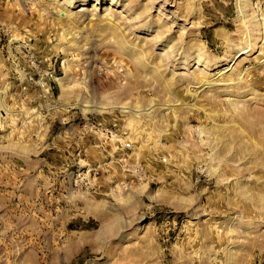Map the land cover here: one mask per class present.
<instances>
[{"label":"rangeland","instance_id":"374dc122","mask_svg":"<svg viewBox=\"0 0 264 264\" xmlns=\"http://www.w3.org/2000/svg\"><path fill=\"white\" fill-rule=\"evenodd\" d=\"M95 1L0 0V264H264V35L238 58L240 0H122V44Z\"/></svg>","mask_w":264,"mask_h":264},{"label":"bare ground","instance_id":"6f19581e","mask_svg":"<svg viewBox=\"0 0 264 264\" xmlns=\"http://www.w3.org/2000/svg\"><path fill=\"white\" fill-rule=\"evenodd\" d=\"M57 1H62V0H57ZM81 1H83L84 2V4L83 5H86V1L87 0H81ZM120 1L122 2V0H110V7H107V8H105L104 9V11H103V14L101 15L100 14V16H99V13H96V14H92V17L91 18H89V17H87V20L89 19L90 20V22L93 20V19H95L96 18V20H101V22L102 21H105L106 22V24L107 25H104V26H107L108 28H110L111 30V32L110 33H113V35L115 36V37H117V39H119L118 41L120 42V43H122L123 44V37H121V36H119V34H118V27H117V23H118V21L116 20V18H115V14L113 13V12H111V10H113V7L112 6H118L119 4H120ZM64 2H65V5H64V7L62 8V9H60L58 12H57V16L60 18V19H65L66 21H68L70 24H72V25H74V27L77 25V21H78V19L76 20V17H75V15L71 12V7H72V3H73V0H64ZM96 2V5L95 6H97V5H99V0H96L95 1ZM130 2H131V0H130ZM198 2L200 3V0H194L193 1V3L191 4L190 3V7H189V11H190V13L191 14H193L194 12H196L197 11V7L200 5H198ZM251 5V2H250V0H240V14H239V18H240V20L242 21V24H243V26L242 27H244L243 28V31H242V33H244L243 35H246L245 36V39H248V40H250V41H247L246 43H248L249 44V42H251L249 45H245V46H243V45H240V48L238 49V58H241L242 56H244V55H247V54H249L252 50H254V48H256V46H257V43H252V41H254V40H252L251 41V39L253 38V36H258L260 33H262L263 35H264V23L262 22H259L258 20H257V16H254L253 14L251 15V14H248V11L247 10H251L249 7H251L250 6ZM187 7V6H186ZM132 8V7H131ZM163 5L159 8V14L160 13H163ZM99 9V8H98ZM98 9H96V10H98ZM81 11H84V8L81 10ZM81 11H79V13H81ZM197 13V12H196ZM253 13H255V12H253ZM84 14L85 13H83L82 15H81V17L82 16H84ZM135 15H138V14H135ZM62 16H64V17H62ZM260 16V15H259ZM263 16V15H262ZM122 17V16H121ZM139 17H140V15H138L137 17H136V19H139ZM168 17V16H167ZM263 19H261L262 21H264V17H262ZM119 19V18H118ZM134 19V18H133ZM88 20V21H89ZM65 21V22H66ZM104 22V23H105ZM161 22V21H160ZM159 22V23H160ZM121 23V22H120ZM121 24H119V27L121 28ZM163 26H164V24H163ZM71 28V27H70ZM74 29V28H73ZM98 29V28H97ZM107 29V28H106ZM122 30V29H121ZM70 32V31H69ZM69 32H67L66 34H69ZM80 33V32H79ZM78 34V33H77ZM76 34L74 33V36H75ZM261 35V34H260ZM66 36V35H65ZM262 37V36H261ZM75 38V37H74ZM257 39V38H256ZM262 39H264L263 37H262ZM76 40V39H75ZM261 40V39H260ZM256 41V40H255ZM262 41V40H261ZM257 42V41H256ZM245 43V44H246ZM126 44V43H125ZM73 46H75L74 45V43H73ZM233 46V45H232ZM173 44H171V45H169V43L167 44V47H165L164 49H163V55H169V54H171V52H172V50H173ZM190 47V46H189ZM261 48H259L260 49V51H263L264 52V44L262 45V46H260ZM202 49V48H201ZM201 49H199V50H195V51H193L192 52V55L191 56H185V58L183 59V61H182V63H183V70L184 69H187L189 66L191 67V66H195V65H197V70L198 69H200L201 67H204V70H205V68H209L211 65H210V63L212 64L213 62H209L210 60H207L208 58H206L205 57V53L203 52V50H201ZM134 51V50H133ZM205 51V50H204ZM135 52H137L136 50H135ZM262 52V53H263ZM137 54V53H136ZM135 54V55H136ZM264 54V53H263ZM261 55V54H260ZM138 57H140L141 56V54L139 53L138 55H137ZM142 57H143V55H142ZM184 57V56H183ZM235 58V57H234ZM264 58V55L263 56H257L256 57V60L259 62V61H261L262 59ZM138 59H140V58H138ZM231 60V59H230ZM225 61V60H224ZM243 61V60H242ZM140 62H142V61H140ZM194 62V63H193ZM240 62V61H239ZM263 62V61H262ZM143 64V63H142ZM214 65V64H213ZM217 66H219V64L216 62L215 63V67H217ZM210 69V68H209ZM233 69V68H232ZM188 70V69H187ZM196 70V72H195V74L197 75L198 74V71H199V74H201V76H203V77H206V74H205V72L202 70V69H200V70H198L197 71ZM202 70V71H201ZM231 70V69H230ZM241 70V69H240ZM233 71V70H232ZM238 72H240V71H238ZM233 73H235V72H232L231 74H229L228 76H230V78H231V80H234V78H233ZM188 74V73H187ZM194 74V78H195V80L197 81V83H199L200 84V82H203L202 84V86H206V88H208V87H210V88H212L213 86H215V84H216V82H215V79L214 80H211V79H209V78H206L205 80L204 79H202V78H200L199 76H196ZM236 74V73H235ZM239 74H241V73H239ZM238 74V75H239ZM189 75V74H188ZM191 75V74H190ZM192 75H193V73H192ZM196 76V77H195ZM208 76H210V75H208ZM187 77V76H186ZM221 77V76H220ZM225 77V76H224ZM241 77V76H240ZM212 78V77H211ZM188 79H189V76H188ZM60 81L62 80V79H59ZM216 80H218V79H216ZM223 80V79H222ZM237 80V79H236ZM190 82H192V81H190ZM195 83V82H194ZM191 84V83H190ZM237 84V83H236ZM228 85H230V84H228ZM227 86V85H226ZM64 87V86H63ZM200 87V86H199ZM229 87V86H228ZM214 88V87H213ZM215 88H216V86H215ZM217 88H219V86H217ZM229 88H231V87H229ZM243 88V87H242ZM241 88V89H242ZM64 89V88H63ZM205 89V88H204ZM203 90V89H202ZM213 90V89H212ZM216 90V89H215ZM238 90V89H237ZM214 91V90H213ZM220 93H222V92H220ZM195 95V94H194ZM213 96V95H212ZM215 97V96H214ZM238 105V104H237ZM81 107L85 110V111H88V110H94V111H99V112H102V111H105L106 109H107V107L106 106H104V105H87V104H81ZM90 108H92V109H90ZM120 108H123L125 111H127L128 112V110L129 111H131V112H134L135 113V115L137 116V117H139V116H141L142 114H145L143 111H139V109L138 110H134V109H131L130 107H128L127 105H123V106H121ZM151 113V112H150ZM150 113H148V114H150Z\"/></svg>","mask_w":264,"mask_h":264},{"label":"built area","instance_id":"2783aa9c","mask_svg":"<svg viewBox=\"0 0 264 264\" xmlns=\"http://www.w3.org/2000/svg\"><path fill=\"white\" fill-rule=\"evenodd\" d=\"M131 148H132V144H131L130 142H128L127 144L125 143V144L123 145V147H122L123 150H131ZM125 160H126V159H125ZM163 161L166 162L167 159L164 158Z\"/></svg>","mask_w":264,"mask_h":264}]
</instances>
